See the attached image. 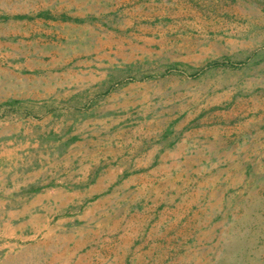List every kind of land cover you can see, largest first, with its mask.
I'll return each instance as SVG.
<instances>
[{
    "label": "crops",
    "instance_id": "0c3cea01",
    "mask_svg": "<svg viewBox=\"0 0 264 264\" xmlns=\"http://www.w3.org/2000/svg\"><path fill=\"white\" fill-rule=\"evenodd\" d=\"M22 1L15 6L23 8L21 20H0V49H11L0 53L12 58L15 69H40L39 75L11 74L39 81L38 89L26 87L14 97L16 105L31 102L26 108L43 114L15 122L14 137L22 125L25 135L48 124L51 129L52 102L81 113L68 122L69 138L53 162L22 169L17 156H8V168L0 166V173L13 172L11 186L0 176L2 224L15 223L9 232L22 239L80 232L73 255L88 249L77 252L75 264H97L94 256L121 264L130 247L135 256L150 252L160 264H176L161 260L176 255L175 241L208 234V203L200 197L218 177L203 157L222 127L233 87L212 80L205 89L194 88L193 78L170 68L219 58L213 51L223 39L217 33H226L224 20L217 25L198 0ZM144 63L163 69L135 77ZM187 80L190 85L180 86ZM9 143L13 149L4 152L16 153L19 140ZM34 146L26 138L24 148ZM74 223L80 226H65Z\"/></svg>",
    "mask_w": 264,
    "mask_h": 264
},
{
    "label": "rangeland",
    "instance_id": "374dc122",
    "mask_svg": "<svg viewBox=\"0 0 264 264\" xmlns=\"http://www.w3.org/2000/svg\"><path fill=\"white\" fill-rule=\"evenodd\" d=\"M197 2L201 10L209 12L208 18L214 14L217 25L221 22L220 18L224 20L221 23L226 33H217L223 39L217 40V49L213 51L221 56L198 67L181 65L170 69L193 78L194 88L205 89L212 80L217 87L232 86L233 97L224 113L222 127L214 132L216 138L208 141L211 143L207 144V153L203 157L208 159L209 171L215 169L214 177H218V185L215 187L208 183L207 190L200 197V202L208 203L207 237L185 239L181 243L175 241L176 255L161 257V260L164 259L165 263L175 260L176 264H264V0ZM20 3L23 1L0 0V20L3 23L21 20L22 17L18 16H23L19 13L23 8L15 7ZM25 17L33 19L32 16ZM16 35L11 33L8 36L11 42H16ZM227 38H231V42ZM10 50L1 48L0 52ZM11 59L0 53V166L8 168V156L12 160L17 156L16 164L22 169L46 164V160L53 162L54 155L65 148L63 142L69 138L71 124L68 122L76 120L81 112L62 111L64 103L52 102L50 105H54L55 110L50 113L51 126H59L57 131L48 130V124L44 129H30L31 132L25 135L22 125L21 132L18 131L17 137H14V130L19 128L15 122L23 124L27 119H39L43 111L26 108L31 102L16 105L14 96L19 94L17 91H25L26 87L29 90L38 89L41 85L38 80L17 79L11 73L16 71L20 76L42 73L40 69H15ZM215 68H218L217 72L212 70ZM162 69L161 64L144 63L135 68L133 75L140 77L150 71L161 73ZM187 81L181 82L180 86L190 85ZM66 105L72 106V103ZM14 138L20 142L18 150L7 154L9 152L4 150L13 149L14 144L9 142ZM26 138L37 146L24 148ZM0 176L4 186H11L13 172L7 174L5 169ZM34 186L28 191L34 190ZM19 194L22 196L23 191ZM5 210L0 207V264H75L78 250L74 255L73 252L79 246L74 242L79 240L80 232L55 231L43 236L38 234L32 239L14 238L9 228L15 223L8 228L2 224ZM65 226L77 229L80 225ZM140 242L133 241L134 244ZM113 245L112 242L111 248L114 249ZM87 249L85 245L78 254L85 253ZM99 250L103 252V245L99 246ZM190 250H195L196 254L190 255ZM149 253L141 251L135 256L130 247L121 264H160V258ZM103 258L94 256L97 264H105L101 263ZM115 259L112 255V263Z\"/></svg>",
    "mask_w": 264,
    "mask_h": 264
},
{
    "label": "bare ground",
    "instance_id": "6f19581e",
    "mask_svg": "<svg viewBox=\"0 0 264 264\" xmlns=\"http://www.w3.org/2000/svg\"><path fill=\"white\" fill-rule=\"evenodd\" d=\"M209 239V238H208ZM15 256V255H14ZM47 260V259H46Z\"/></svg>",
    "mask_w": 264,
    "mask_h": 264
},
{
    "label": "trees",
    "instance_id": "16d2710c",
    "mask_svg": "<svg viewBox=\"0 0 264 264\" xmlns=\"http://www.w3.org/2000/svg\"><path fill=\"white\" fill-rule=\"evenodd\" d=\"M18 17H21V16H18Z\"/></svg>",
    "mask_w": 264,
    "mask_h": 264
}]
</instances>
